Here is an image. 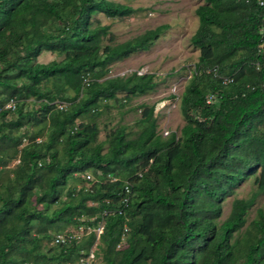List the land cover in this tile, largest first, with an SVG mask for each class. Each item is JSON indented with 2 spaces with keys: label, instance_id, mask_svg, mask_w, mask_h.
Masks as SVG:
<instances>
[{
  "label": "trees",
  "instance_id": "trees-1",
  "mask_svg": "<svg viewBox=\"0 0 264 264\" xmlns=\"http://www.w3.org/2000/svg\"><path fill=\"white\" fill-rule=\"evenodd\" d=\"M203 1L189 38L200 53L179 97L187 120L180 134H159L154 106L142 105L134 138L121 125L99 140L103 101L156 87L152 73L109 77V65L148 50L167 25L112 44L110 26L96 16H130L128 4L0 0V108L16 102L15 110H0V264L74 262L95 243L94 231L50 248L43 241L52 229H94L100 221L103 264H264V209L236 235L264 193V15L255 2ZM42 51L62 58L39 62ZM213 66L233 81L207 73ZM209 92L217 94L212 103ZM31 98L38 103L29 110ZM28 123L46 129L45 137L33 134L20 147L14 131ZM97 171L90 186H68ZM251 176L256 188L234 198L220 221L224 200ZM125 181L132 188L126 206ZM125 226L126 246L117 249Z\"/></svg>",
  "mask_w": 264,
  "mask_h": 264
},
{
  "label": "rangeland",
  "instance_id": "rangeland-1",
  "mask_svg": "<svg viewBox=\"0 0 264 264\" xmlns=\"http://www.w3.org/2000/svg\"><path fill=\"white\" fill-rule=\"evenodd\" d=\"M128 4L135 8V12L127 17L108 18L98 14L96 18L102 24L110 26L112 35V44L131 39L147 29L155 28L159 25L167 27L159 35L153 45L144 51H137L123 60L116 61L109 65L107 76H125L131 72L152 73L156 81V87L151 92L134 97L131 100L124 99L123 93L118 94V100L103 101L100 107V114L97 117L99 125V140H105L107 134L112 132L118 126H125L129 138H134L141 130L142 125L138 122L142 105L154 106L153 115L157 120V132L162 136H168L169 133L175 132L180 134L181 128L187 120L181 112L179 97L189 80L190 71L193 70L195 63L198 61L199 50L191 45L189 38L198 26V17L195 14V8L203 4V0H115ZM62 56L49 51H42L38 57L39 62H48L53 59L60 60ZM52 82L47 83V87ZM177 96V97H176ZM38 101L33 98L26 101V109L37 108ZM41 126L32 123L26 124L15 134L22 138V145L28 142L29 136L37 134V140L40 141L45 137L46 129L40 130ZM168 132V133H167ZM39 133V134H38ZM167 133V134H166ZM107 144L104 146V151ZM18 163L17 159L11 160L7 168H13ZM91 173V172H90ZM96 173H91L94 176ZM86 180H88L85 177ZM90 186L92 181L80 182L71 180L68 186L79 187L82 184ZM256 188L255 177L251 176L246 179L237 189L234 195L227 197L222 206V215L220 221L224 220L230 211L231 203L234 198L247 197L252 190ZM65 198V196H63ZM264 209V193L260 194L254 205L247 211L246 222L244 226L236 233L240 235L247 228L249 223L256 217L257 209ZM71 231L72 233L81 234L77 226L69 225L63 232ZM58 233L51 230V240L43 241L44 248L53 247L55 244L53 237ZM102 259V257H101ZM98 263L103 264V260ZM72 262L54 263L70 264Z\"/></svg>",
  "mask_w": 264,
  "mask_h": 264
},
{
  "label": "built area",
  "instance_id": "built-area-1",
  "mask_svg": "<svg viewBox=\"0 0 264 264\" xmlns=\"http://www.w3.org/2000/svg\"><path fill=\"white\" fill-rule=\"evenodd\" d=\"M245 1L246 2H255L262 9V12L264 15V0H245ZM193 70H194V68H193ZM193 70L190 71L189 78L192 76ZM206 71H207V73L212 74L213 77L220 78L223 84H228V83H231L233 81L232 76L220 75L218 72L217 66H213L211 68H208ZM139 74H141V73H139ZM216 98H217V94L215 92H209L206 95V102L212 103L214 100H216ZM65 105L66 104L64 102H60L58 104V107L63 108ZM2 109H6V110H10V111L15 110L16 109L15 100L10 99L8 102H6L0 108V110H2ZM97 175H100L99 171H97L94 176H92L90 172H87L86 174H84V177H86L88 180L94 182L97 180L96 179ZM110 180L114 181V180H116V178L111 177ZM131 195H132L131 184L128 181H125V184L123 186L121 203H124V205L126 206L130 200ZM116 210L118 213H121L122 209L120 207H117ZM114 211H115V209H114ZM108 213H109L108 211H104V214H108ZM111 213H112V211H111ZM77 228L81 231L80 235L77 233H72L71 231H68V230L65 232H62V233H57V234H55V236L53 238L54 243H56V244L57 243H64L66 241H71L72 239L78 240L79 238H81L85 234H88L89 232L94 231L96 233L95 243L92 245V247L88 251L81 250L78 258L70 264H101V263H98V260L101 259V254L98 251L97 243H98L99 236L103 231V221H100L98 226L94 229L90 228L89 226H85V225H79ZM126 232H127V227L125 226L124 232H123L120 240L116 244L117 249H122L126 246ZM25 264H32V263H25Z\"/></svg>",
  "mask_w": 264,
  "mask_h": 264
}]
</instances>
